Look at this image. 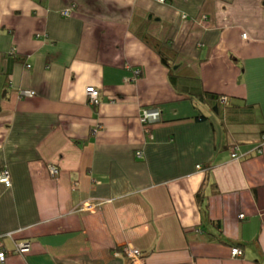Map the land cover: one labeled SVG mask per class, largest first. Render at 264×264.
Listing matches in <instances>:
<instances>
[{
	"label": "crops",
	"instance_id": "crops-1",
	"mask_svg": "<svg viewBox=\"0 0 264 264\" xmlns=\"http://www.w3.org/2000/svg\"><path fill=\"white\" fill-rule=\"evenodd\" d=\"M0 167L4 264L263 263L264 0H0ZM91 232L116 257L51 251Z\"/></svg>",
	"mask_w": 264,
	"mask_h": 264
},
{
	"label": "built area",
	"instance_id": "built-area-1",
	"mask_svg": "<svg viewBox=\"0 0 264 264\" xmlns=\"http://www.w3.org/2000/svg\"><path fill=\"white\" fill-rule=\"evenodd\" d=\"M70 11L68 9L64 10V15H69ZM139 73L140 71H136ZM88 100L93 105L100 104V93L101 88L97 85H90L86 88ZM35 95L34 90H21L19 93L20 96H33ZM223 101H227L228 97L223 96ZM162 115L161 108L158 106H146L142 109V114L140 116L141 122L146 128H149L153 123L160 120ZM103 125H99V128ZM97 130V129H96ZM137 155L139 157H142L143 152L139 151L137 152ZM238 154L236 152H233V157H236ZM200 167V166H199ZM0 180L7 185H11L10 180V173L6 169H2L0 167ZM78 200H81L78 201ZM71 205L75 207V211L82 217L83 221L85 222V229L88 230L92 228L94 225L99 223L98 218L96 217L97 214L100 212V210L104 207L105 202L101 200H97L96 198L92 196L88 197H79V195H71L70 200ZM242 217L245 215L242 214ZM92 233V232H91ZM32 249V245L30 242L25 241L20 244H18L16 252L21 254L29 253ZM137 252L134 251L132 256H136ZM232 255L234 257H240L244 255V250L240 247H233L232 248ZM9 256V251L5 248L3 241L0 238V264H4Z\"/></svg>",
	"mask_w": 264,
	"mask_h": 264
},
{
	"label": "water",
	"instance_id": "water-1",
	"mask_svg": "<svg viewBox=\"0 0 264 264\" xmlns=\"http://www.w3.org/2000/svg\"><path fill=\"white\" fill-rule=\"evenodd\" d=\"M51 251L57 256L70 255L77 252L89 254L95 258H114L117 255L114 243L107 242L99 246L97 235L93 233L80 236L64 246L51 248Z\"/></svg>",
	"mask_w": 264,
	"mask_h": 264
},
{
	"label": "trees",
	"instance_id": "trees-1",
	"mask_svg": "<svg viewBox=\"0 0 264 264\" xmlns=\"http://www.w3.org/2000/svg\"><path fill=\"white\" fill-rule=\"evenodd\" d=\"M167 51H168V49H167ZM167 51L165 52L167 54V57H165V58L163 57V59L168 64L167 58L168 59H171V58L168 57L169 51L168 52ZM222 98H223V95H219L216 93H205L201 96V100L205 103L212 105V107L215 109L216 112H220L222 109H224L226 107H233V105H235L234 102H231L232 99H230L229 97H228L227 101H223ZM223 104H225V105H223ZM260 264H264V262L260 263Z\"/></svg>",
	"mask_w": 264,
	"mask_h": 264
},
{
	"label": "bare ground",
	"instance_id": "bare-ground-1",
	"mask_svg": "<svg viewBox=\"0 0 264 264\" xmlns=\"http://www.w3.org/2000/svg\"><path fill=\"white\" fill-rule=\"evenodd\" d=\"M96 235H97L99 246L102 245L100 237L101 238L105 237V239H104L105 243L110 242V240H111V236L110 235H106L105 233L103 235H102V233H96ZM121 242H122L123 246H125L126 248H129L128 245L122 239H121Z\"/></svg>",
	"mask_w": 264,
	"mask_h": 264
},
{
	"label": "rangeland",
	"instance_id": "rangeland-1",
	"mask_svg": "<svg viewBox=\"0 0 264 264\" xmlns=\"http://www.w3.org/2000/svg\"><path fill=\"white\" fill-rule=\"evenodd\" d=\"M99 233H100V232H99ZM103 234H104V233H103ZM103 234H102V235H103ZM100 239H101V244L103 245V244L105 243V242H104L105 237H103V238L100 237ZM110 242L114 243L116 247H120V246L118 245L117 242H114L113 240H111Z\"/></svg>",
	"mask_w": 264,
	"mask_h": 264
},
{
	"label": "clouds",
	"instance_id": "clouds-1",
	"mask_svg": "<svg viewBox=\"0 0 264 264\" xmlns=\"http://www.w3.org/2000/svg\"><path fill=\"white\" fill-rule=\"evenodd\" d=\"M93 234H95V233H93Z\"/></svg>",
	"mask_w": 264,
	"mask_h": 264
}]
</instances>
